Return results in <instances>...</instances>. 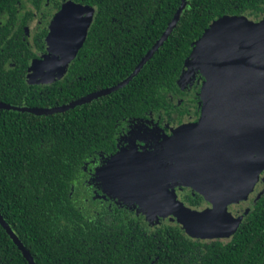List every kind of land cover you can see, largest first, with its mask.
Returning a JSON list of instances; mask_svg holds the SVG:
<instances>
[{
	"label": "trees",
	"instance_id": "16d2710c",
	"mask_svg": "<svg viewBox=\"0 0 264 264\" xmlns=\"http://www.w3.org/2000/svg\"><path fill=\"white\" fill-rule=\"evenodd\" d=\"M71 1L96 8L84 43L61 77L30 82V60L47 51L48 9L63 2L45 8L48 0H0V101L52 107L117 84L181 4ZM36 10L42 21L30 32ZM241 14L264 18V0H189L167 40L124 87L52 114L0 107V212L37 264H264V192L230 237L201 238L170 217L151 222L139 204L115 196L104 175L110 158L131 147L118 151L128 123L151 114L181 122L197 100L203 110L204 81L197 98L180 83L185 62L213 21ZM177 192L188 206L203 208L200 193ZM0 264H30L1 223Z\"/></svg>",
	"mask_w": 264,
	"mask_h": 264
},
{
	"label": "water",
	"instance_id": "95a60500",
	"mask_svg": "<svg viewBox=\"0 0 264 264\" xmlns=\"http://www.w3.org/2000/svg\"><path fill=\"white\" fill-rule=\"evenodd\" d=\"M189 0H181L160 38L134 70L112 86L52 107L16 105L0 101L6 109L52 114L110 94L128 84L163 45L178 24ZM96 8L69 1L55 14L45 37L46 52L30 60V82H48L61 77L77 56L93 23ZM239 22L213 34L226 19ZM218 28H214V31ZM217 32V31H216ZM186 69L200 71L202 114L198 121L174 128L154 149L131 146L112 156L104 167L105 183L118 198L137 203L152 222L170 217L183 223L194 237H230L243 216L230 205L247 200L264 170V18L224 15L194 43ZM191 186L212 206H188L177 192ZM0 223L30 264H37L30 250L0 212Z\"/></svg>",
	"mask_w": 264,
	"mask_h": 264
},
{
	"label": "flooded vegetation",
	"instance_id": "af4514ba",
	"mask_svg": "<svg viewBox=\"0 0 264 264\" xmlns=\"http://www.w3.org/2000/svg\"><path fill=\"white\" fill-rule=\"evenodd\" d=\"M71 0H61V7L55 9H48L51 10V18L49 19V22L52 21L55 14L63 7V5ZM49 2L52 3V6H55L54 0H48V2L45 3V8H49L52 6H49ZM80 4H83L79 2ZM48 5V6H47ZM51 5V4H50ZM86 5V4H84ZM93 7V6H92ZM42 11L41 13H43ZM34 14H37V17L30 20L29 25L31 24L32 20H37L36 28L39 26V22L42 21V17L40 14V11H35ZM39 15V16H38ZM90 30V29H89ZM30 34V33H29ZM32 36V34H30ZM97 36L98 34L95 33ZM101 37V36H99ZM43 52V51H42ZM41 52V54H42ZM190 78H187V84L184 83L185 87L189 89V91L193 90L194 98L198 97L199 90L201 88V85L204 81V76L200 73V71H194L190 75ZM187 109L185 113L187 115H183V120L181 122H168L166 118H164V121H161V116H154L153 114L149 115L147 118H141L139 120L132 121L131 123L127 124V127L118 135L119 143H118V151L122 148H129L130 146H137L139 149H154L156 146H158L160 143H162L165 136L171 135L173 133L174 128L179 127L182 124L185 123H192L198 121V119L201 116V106H199V100H197V106H186ZM90 172V171H89ZM94 173V171L90 172ZM91 175V178H92ZM184 188H187V190H190L192 194L196 195L197 191H193V188L191 186H182L178 187V189L183 190ZM264 192V170L260 173V178L258 182L256 183L255 188L250 193L247 200H241L238 203H233L230 205V210L234 213L236 216L244 215L246 212H248L254 203L257 202V200L260 198V196ZM199 193V192H198ZM205 204L203 206L204 208H207L209 206H212V204L204 199Z\"/></svg>",
	"mask_w": 264,
	"mask_h": 264
},
{
	"label": "rangeland",
	"instance_id": "374dc122",
	"mask_svg": "<svg viewBox=\"0 0 264 264\" xmlns=\"http://www.w3.org/2000/svg\"><path fill=\"white\" fill-rule=\"evenodd\" d=\"M253 19V18H252ZM239 21L236 19V18H228V19H226V21L224 22V24L222 25V26H215L214 28H218V30H216L215 29V31H214V28H212V32H213V34L214 33H216V35H213V36H215V38H217V35L218 34H221V33H223V30H225V29H227V28H229V27H231V26H233V25H235L236 23H238ZM36 24H37V20H32V22H31V24L29 25V28H30V32H31V30H34V28L36 27ZM217 31V32H216ZM31 42H34V40L33 39H31ZM35 48V47H34ZM35 50H36V48H35ZM36 54L37 55H40L41 54V51H37L36 50ZM192 70L191 69H189V72L187 73V75H186V77H185V79H184V83L185 84H187V78H190L191 76V74H192ZM147 150H149V149H147ZM141 212H143V211H141ZM177 220V219H176ZM178 221V220H177ZM152 222H154V223H156L157 222V220L155 219V220H153ZM179 222V221H178ZM182 225H183V223H181Z\"/></svg>",
	"mask_w": 264,
	"mask_h": 264
}]
</instances>
